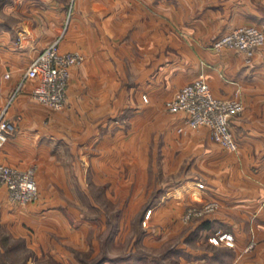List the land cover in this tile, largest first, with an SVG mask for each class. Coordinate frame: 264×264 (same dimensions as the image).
Wrapping results in <instances>:
<instances>
[{
  "label": "crops",
  "instance_id": "crops-1",
  "mask_svg": "<svg viewBox=\"0 0 264 264\" xmlns=\"http://www.w3.org/2000/svg\"><path fill=\"white\" fill-rule=\"evenodd\" d=\"M67 5L3 3L0 109L31 58L63 32ZM242 25L264 28V0H77L61 46L81 50L85 60L71 67L65 108L55 111L24 91L10 107L15 130L0 150L1 163L36 165L39 198L21 205L1 186L0 223L30 225L46 242L69 237L83 228L70 171L79 188L89 187L86 168L111 192L129 188L127 174L140 172V158L151 153L156 163L167 147V169L184 175L171 197L144 214L152 218L143 237L155 251L150 264H264V44L251 62L233 47H213ZM200 76L215 96L242 98L243 112L230 120L237 150L207 125L187 126L186 112L166 109L179 87ZM209 199L218 200L216 210L182 220L186 204ZM217 232L231 233L233 244L211 242Z\"/></svg>",
  "mask_w": 264,
  "mask_h": 264
},
{
  "label": "rangeland",
  "instance_id": "rangeland-1",
  "mask_svg": "<svg viewBox=\"0 0 264 264\" xmlns=\"http://www.w3.org/2000/svg\"><path fill=\"white\" fill-rule=\"evenodd\" d=\"M5 1L0 0V8ZM166 150L167 147L158 150L156 163H153L151 153L140 158L145 161L144 164L140 162V172L127 174L129 188L115 186L112 192L106 189V183L95 181L87 168L83 175L89 187L79 188L76 173L70 171L74 184L72 192L77 202L72 206L83 219L82 230L69 237L63 235L61 239L54 235L57 239L46 242L41 239L40 231L30 225L24 223L22 228L12 230L2 222L0 264H97L103 257L106 258L99 264H140L142 258L150 264L155 251L151 245L147 247L143 243V237L152 229V218L144 214L154 201L171 197L173 189L170 187L179 183L184 175L167 169ZM158 185L161 187L157 188ZM202 202L186 204L185 208Z\"/></svg>",
  "mask_w": 264,
  "mask_h": 264
},
{
  "label": "built area",
  "instance_id": "built-area-1",
  "mask_svg": "<svg viewBox=\"0 0 264 264\" xmlns=\"http://www.w3.org/2000/svg\"><path fill=\"white\" fill-rule=\"evenodd\" d=\"M77 0H68L67 16L63 32L51 43L33 56L21 78L0 109V150L15 130V123L9 117L11 105L27 90L32 100L55 111L63 110L67 103L71 67L85 60V54L78 49L62 48L61 41L67 31ZM264 44V28L258 25H242L218 36L213 43L216 50L233 47L246 54L251 62L255 52ZM9 75V74H7ZM169 111L186 112L185 123L195 128L207 125L213 138L225 147L237 150L238 142L231 128L230 120L244 110V102L237 94L230 98H220L213 94L210 83L200 76L179 87L175 94L166 100ZM204 188L205 183L198 182ZM6 186L12 202L26 204L39 198V185L36 178V165L28 168L0 162V187ZM219 207L217 199H209L201 204L188 205L182 215L186 222L203 216ZM214 243L225 241L233 244L234 236L227 232H217L209 237Z\"/></svg>",
  "mask_w": 264,
  "mask_h": 264
},
{
  "label": "trees",
  "instance_id": "trees-1",
  "mask_svg": "<svg viewBox=\"0 0 264 264\" xmlns=\"http://www.w3.org/2000/svg\"><path fill=\"white\" fill-rule=\"evenodd\" d=\"M191 220H192V219H191ZM191 220H190V221H191ZM190 221H189V222H190ZM105 258H106V257H103L102 259L98 260V262H96V263H97V264H99L100 262L102 263L103 260H104ZM114 259H116V258H114ZM116 260H119V259H116Z\"/></svg>",
  "mask_w": 264,
  "mask_h": 264
}]
</instances>
